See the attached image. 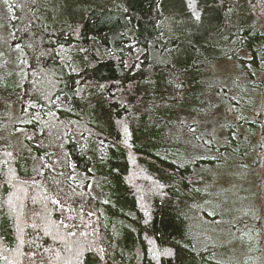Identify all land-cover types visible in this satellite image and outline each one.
I'll return each instance as SVG.
<instances>
[{"label":"trees","instance_id":"16d2710c","mask_svg":"<svg viewBox=\"0 0 264 264\" xmlns=\"http://www.w3.org/2000/svg\"><path fill=\"white\" fill-rule=\"evenodd\" d=\"M2 2L11 12V45L26 64H19L22 86L0 85L1 101L17 111L14 127L38 162L23 170L19 147L0 144V264H100L99 253L110 254L111 264H134L136 248L140 264H230L198 240L169 179L189 167L170 156L161 126L149 130L137 113L189 104L194 116L215 118L228 94L215 70L230 61L247 87L264 86V23L252 20L250 10L235 19L245 2L264 6V0ZM39 111L55 113L56 128L30 124ZM216 123L214 135L226 125ZM233 133L232 148L221 156L235 153L237 143L252 149L254 132L239 142ZM192 158L196 167L209 163L206 153ZM97 172L114 184L109 201L87 191ZM191 177L200 184L201 177ZM80 193L86 210L72 232L63 211L85 203L75 201ZM191 206L207 221L222 210L212 204L211 213L199 201Z\"/></svg>","mask_w":264,"mask_h":264},{"label":"rangeland","instance_id":"374dc122","mask_svg":"<svg viewBox=\"0 0 264 264\" xmlns=\"http://www.w3.org/2000/svg\"><path fill=\"white\" fill-rule=\"evenodd\" d=\"M249 10L251 19L256 16L264 23V6L258 3L250 7L245 2L241 12L235 15V19L245 15ZM10 20V9L5 3H0V85L15 88L16 84L23 85L24 68L20 72L19 64L24 62L25 65L26 59L24 52L11 45L13 33ZM215 73L223 81L222 85L228 92L221 97L222 112H218L215 118L213 116L198 118L192 113L191 106L186 110L189 105L187 104L160 109L144 108L138 111L137 120L141 125L140 118L143 117L151 131L155 123L157 128L161 126L160 133L165 136L160 140L169 143L170 156L174 161L178 158V162H181L179 165L187 164L189 167V171L184 175L169 176V179L177 184L178 194L183 199L188 219L191 223L192 216L197 229L196 236L201 240L202 245L215 247L216 256L224 261L227 260L230 264H264V86H258L256 89L247 87L240 76L242 73L236 61L218 66ZM230 93L235 95L236 100ZM205 102L209 103L210 100L205 99ZM217 109L215 107L213 111ZM250 109L256 112L251 113ZM16 113L17 111L12 110L11 106L7 107L4 100L1 101L0 96V144L12 143L18 146L23 170H31L36 167L38 160L32 154L30 144L19 137V129L14 127L13 120ZM55 116V113L42 115L39 111L32 115L30 124L35 126L37 124L43 130H53L54 127L56 128L53 125ZM251 116L256 127L254 130L247 127L246 119L252 120ZM221 119L226 125L224 129L221 128V133L216 132L217 134L214 135L212 128H217L216 121L219 122ZM241 120L243 121L240 122ZM71 131L75 135L81 133L75 128ZM250 132L255 134L249 143L251 150L247 148L244 152V147L237 143L234 144L235 153L225 150L221 156L222 149L227 146L229 149L232 148L228 143L229 134L233 133L232 137L239 142L247 140ZM208 144L210 147L206 150L205 146ZM239 150L243 152L241 155ZM204 153L209 163L196 167L195 161L191 160L192 157L202 156ZM174 161L172 160L171 164L179 167L178 162ZM102 170L104 171V168ZM191 176L201 177L200 184L193 183ZM207 176L208 181H205ZM113 190H115L114 184L106 180L102 173L96 175L87 187L90 196L96 199L99 196L109 197L107 201L113 197ZM191 195L195 198L192 201ZM83 198L85 202L83 205L69 204V207L63 211L64 224L72 232L77 229L76 218L81 211L86 210L85 205H87L85 194L80 193L75 197V201H83ZM193 201H199V205L203 208L217 204V207L222 209L218 214L219 218L212 221L203 220L204 214L203 217L199 215L202 209L196 207L197 210H194L191 206ZM210 208L211 213H215V206ZM197 221L201 222L198 226H196ZM125 230L130 231V228L126 226ZM139 251L137 248L134 250V264H140L142 261V253ZM97 256L100 264H111L110 254L105 256L99 253Z\"/></svg>","mask_w":264,"mask_h":264},{"label":"bare ground","instance_id":"6f19581e","mask_svg":"<svg viewBox=\"0 0 264 264\" xmlns=\"http://www.w3.org/2000/svg\"><path fill=\"white\" fill-rule=\"evenodd\" d=\"M226 216V215H225Z\"/></svg>","mask_w":264,"mask_h":264}]
</instances>
